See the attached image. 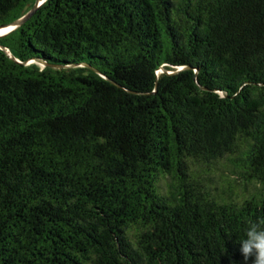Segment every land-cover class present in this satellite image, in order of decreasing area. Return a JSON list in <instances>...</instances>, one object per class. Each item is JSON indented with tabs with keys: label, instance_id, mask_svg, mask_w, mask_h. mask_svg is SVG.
I'll use <instances>...</instances> for the list:
<instances>
[{
	"label": "trees",
	"instance_id": "16d2710c",
	"mask_svg": "<svg viewBox=\"0 0 264 264\" xmlns=\"http://www.w3.org/2000/svg\"><path fill=\"white\" fill-rule=\"evenodd\" d=\"M0 47V264H253L264 0H46Z\"/></svg>",
	"mask_w": 264,
	"mask_h": 264
},
{
	"label": "clouds",
	"instance_id": "9594fccd",
	"mask_svg": "<svg viewBox=\"0 0 264 264\" xmlns=\"http://www.w3.org/2000/svg\"><path fill=\"white\" fill-rule=\"evenodd\" d=\"M239 243L245 260L252 257L253 264H264V224L259 221L248 223Z\"/></svg>",
	"mask_w": 264,
	"mask_h": 264
},
{
	"label": "water",
	"instance_id": "95a60500",
	"mask_svg": "<svg viewBox=\"0 0 264 264\" xmlns=\"http://www.w3.org/2000/svg\"><path fill=\"white\" fill-rule=\"evenodd\" d=\"M45 1L46 0H35V3L33 5V8L29 12H27L23 17H21L20 19L16 20L15 22H13V23H11L9 25L1 26L0 27V30L7 29V28L9 30L6 33L0 34V37L7 35L8 33L12 32L17 27L21 26L26 20H28L38 10V8L40 6H42L45 3ZM0 48L3 49V50H5L3 47H0ZM8 55H9V53H8Z\"/></svg>",
	"mask_w": 264,
	"mask_h": 264
},
{
	"label": "bare ground",
	"instance_id": "6f19581e",
	"mask_svg": "<svg viewBox=\"0 0 264 264\" xmlns=\"http://www.w3.org/2000/svg\"><path fill=\"white\" fill-rule=\"evenodd\" d=\"M8 30H9L8 28L7 29H2V30H0V34L6 33Z\"/></svg>",
	"mask_w": 264,
	"mask_h": 264
}]
</instances>
